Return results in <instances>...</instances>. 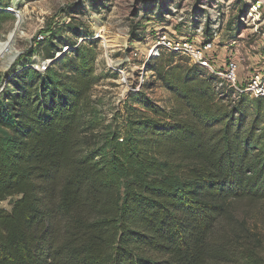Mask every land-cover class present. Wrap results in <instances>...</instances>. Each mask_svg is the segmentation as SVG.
<instances>
[{
  "label": "trees",
  "instance_id": "obj_1",
  "mask_svg": "<svg viewBox=\"0 0 264 264\" xmlns=\"http://www.w3.org/2000/svg\"><path fill=\"white\" fill-rule=\"evenodd\" d=\"M46 36V70L26 58L0 92V264H264L223 231L234 202L264 199V99L224 104L216 74L169 53L141 66L170 105L138 90L107 122L93 43Z\"/></svg>",
  "mask_w": 264,
  "mask_h": 264
},
{
  "label": "rangeland",
  "instance_id": "obj_2",
  "mask_svg": "<svg viewBox=\"0 0 264 264\" xmlns=\"http://www.w3.org/2000/svg\"><path fill=\"white\" fill-rule=\"evenodd\" d=\"M12 1L21 15L15 18L0 13L6 16L0 17V41L15 32L11 49L0 56V92L9 75L22 69L26 58L34 70L49 60L43 59L42 47L47 30H52L75 45L93 43L95 76L100 78L92 95L98 101L100 118L107 122L115 118L122 124L127 96L138 90L161 106L170 105V94L155 81L152 71L141 66L150 57L151 63H164L170 53L149 55L158 35L181 37L195 45L211 42L207 57L213 68L222 70L232 58L238 65L240 84L264 71V0H4V6ZM71 28L80 35L75 36ZM204 32L209 35L206 41ZM66 46L62 43L60 50ZM151 80L155 82L150 88L142 87L144 81ZM219 82H215L216 93L223 96L224 104H233L238 97ZM244 93L252 103L254 94ZM0 206L8 207L6 202ZM230 215L225 234L235 230L245 246L252 245L264 257V199L234 202Z\"/></svg>",
  "mask_w": 264,
  "mask_h": 264
},
{
  "label": "built area",
  "instance_id": "obj_3",
  "mask_svg": "<svg viewBox=\"0 0 264 264\" xmlns=\"http://www.w3.org/2000/svg\"><path fill=\"white\" fill-rule=\"evenodd\" d=\"M4 11L11 14L15 18H19L21 15V9L19 6L13 5V1L11 5L5 6ZM66 48L67 47H61L62 50H56L54 53L55 57L57 58L61 53H63L62 51H66ZM210 48L211 42H203L200 45H195L187 39H181V37L174 38L163 34L158 35L154 40L151 45L149 55L158 57L162 51L181 55L187 58L190 63H196L201 67L206 68L208 71L216 74L218 79H220L219 84H224L228 90L233 92V96L235 95L238 97L239 94L246 91L253 93L255 97L264 96V71L256 72L246 84H240L237 81V62L232 58H229L226 60L222 70H215L207 57V52ZM49 60L39 63L36 70L41 72L45 71Z\"/></svg>",
  "mask_w": 264,
  "mask_h": 264
},
{
  "label": "bare ground",
  "instance_id": "obj_4",
  "mask_svg": "<svg viewBox=\"0 0 264 264\" xmlns=\"http://www.w3.org/2000/svg\"><path fill=\"white\" fill-rule=\"evenodd\" d=\"M16 3V1H15ZM14 3V4H15ZM260 5V4H258ZM255 9H257V7H255ZM14 37H15V32L14 30H12L11 32L8 33L6 39L3 41H0V56H2L5 51H8L9 49H11V44L14 40ZM13 57H10V60L12 59Z\"/></svg>",
  "mask_w": 264,
  "mask_h": 264
}]
</instances>
